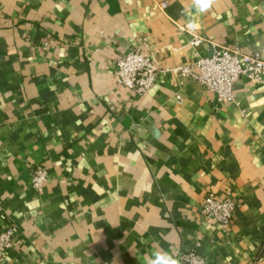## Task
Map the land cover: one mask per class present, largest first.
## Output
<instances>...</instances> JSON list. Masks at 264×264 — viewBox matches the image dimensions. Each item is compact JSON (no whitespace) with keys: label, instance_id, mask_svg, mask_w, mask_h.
<instances>
[{"label":"crops","instance_id":"crops-1","mask_svg":"<svg viewBox=\"0 0 264 264\" xmlns=\"http://www.w3.org/2000/svg\"><path fill=\"white\" fill-rule=\"evenodd\" d=\"M190 21L200 55H264V0H0V232L18 228L0 264H264V84L219 105L171 72L143 96L116 80L138 47L160 69L192 62ZM228 194L226 232L201 209Z\"/></svg>","mask_w":264,"mask_h":264},{"label":"built area","instance_id":"built-area-1","mask_svg":"<svg viewBox=\"0 0 264 264\" xmlns=\"http://www.w3.org/2000/svg\"><path fill=\"white\" fill-rule=\"evenodd\" d=\"M161 5L166 7L167 3L163 2ZM187 25L182 26L181 29L192 36L189 44L196 50L192 62L177 65L172 69H160L153 59L141 47H138L117 60L115 73L117 83L136 95L143 96L156 84L160 73L171 72L175 76L204 86L215 95L219 105L235 102L234 89L241 80L254 85L264 84L262 52L244 53L240 48L220 47L215 49L212 55H200L197 48L205 42V39L198 35L195 29H189ZM46 179V171L38 167L33 174V189H41ZM235 209L236 203L229 194L223 199L208 195L202 204L201 213L204 220L215 222L228 232L234 219ZM17 234L18 228L14 226L0 232V258L8 256L15 246ZM182 259L186 264H208L196 251L183 254Z\"/></svg>","mask_w":264,"mask_h":264},{"label":"clouds","instance_id":"clouds-1","mask_svg":"<svg viewBox=\"0 0 264 264\" xmlns=\"http://www.w3.org/2000/svg\"><path fill=\"white\" fill-rule=\"evenodd\" d=\"M213 3L214 0H193L195 9L201 13L208 10ZM187 27L189 29H195L196 24L190 21ZM150 264H178V261L167 252L155 251L152 253Z\"/></svg>","mask_w":264,"mask_h":264}]
</instances>
